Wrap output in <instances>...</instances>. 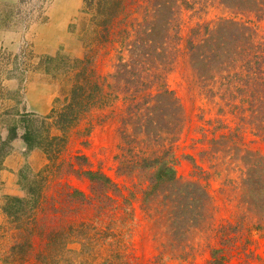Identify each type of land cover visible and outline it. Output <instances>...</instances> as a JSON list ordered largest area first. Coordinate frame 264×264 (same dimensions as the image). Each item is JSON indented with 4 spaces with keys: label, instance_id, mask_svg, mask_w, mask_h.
<instances>
[{
    "label": "rangeland",
    "instance_id": "374dc122",
    "mask_svg": "<svg viewBox=\"0 0 264 264\" xmlns=\"http://www.w3.org/2000/svg\"><path fill=\"white\" fill-rule=\"evenodd\" d=\"M229 1L239 0H0V264H38L12 253L16 224L7 213V198H25L29 181L24 175L33 180L42 171L48 174L47 166H54L48 197H55L62 209L70 207L67 196L76 189L94 197L93 184L83 175L87 170L105 173L120 196L137 193L132 196L135 220L122 228L137 264L157 258V264H211L219 258L225 259L223 264H264V198L253 193L256 169L249 164L264 159V129L257 126L260 114L246 111L255 97L239 90L246 86L245 76H237L234 84L223 80L225 70L240 75L247 52L256 46L264 50V0H240L238 8ZM103 21L123 23L105 40ZM157 30L162 31L158 40ZM148 37L157 40L151 50L156 57L144 56L149 47L141 41ZM210 41L218 43L217 55L211 53ZM200 50L209 57H201ZM49 60L51 73L61 62L89 61L88 68L111 82L120 79L122 87L131 68L155 71L160 65L168 70L166 83L178 114L166 115L158 106L148 119L150 126L167 124L172 130L177 183L143 206L140 177L119 165L125 145L121 127L127 118L122 100L94 109L67 130L59 165H52L41 150L29 151L23 129L8 139L9 128L23 116L49 115L56 98L71 87L72 82L47 73ZM115 75L119 77L113 80ZM2 142L7 143L1 147ZM131 146L141 145L135 141ZM187 184L196 190L195 227L175 239L164 197Z\"/></svg>",
    "mask_w": 264,
    "mask_h": 264
},
{
    "label": "trees",
    "instance_id": "16d2710c",
    "mask_svg": "<svg viewBox=\"0 0 264 264\" xmlns=\"http://www.w3.org/2000/svg\"><path fill=\"white\" fill-rule=\"evenodd\" d=\"M239 1H229V3L234 2L235 7L238 8ZM241 1L243 3L251 0ZM112 22L101 23L102 39L112 38L120 28L119 24L123 23L121 21L110 26ZM152 25L157 26L154 23ZM161 33L162 31L158 32V30L157 33L153 32L157 40ZM199 33V29L195 30V38ZM157 40L154 42V37L151 39L148 37L147 40L137 41V44L141 41L143 45L149 47L148 50L144 49V56L153 53L151 50L157 47ZM165 42L168 50L170 40ZM210 42L213 47L209 46L211 53L217 55L215 52L219 48L218 43ZM162 48L165 49L160 45L159 49L164 53ZM209 54L201 51V57L204 55L207 58ZM195 56L198 59V52ZM243 59L239 68L240 75H237L235 70L232 72L225 70L226 76L223 80L226 84H234L238 80L237 76L239 79L245 76L246 86L239 90L241 93L245 92V95L251 94L255 97L253 104H248L250 107H247L246 111L260 114L257 117V126L264 129V50L256 46L254 52H247ZM48 65L47 73L58 79L63 78V81L72 82L71 87L63 90V98H56L49 115L40 118L29 114L23 116L19 125L9 128L8 139H14L18 135V129H23V139L29 151L41 150L52 165H57V155L67 145V130L94 109L107 107L122 100L127 118L121 127L125 145L121 148L119 165L126 170V173L140 177L143 186H138V191L142 194L143 206L147 208L146 204L151 203L158 193L168 187L172 188V185L177 183L176 165L179 159L171 144L172 130L167 124L157 123L150 126L148 119L151 113L160 109L157 108L158 106L164 107L161 111L166 115L178 114L177 101L166 83L168 70L160 68L159 64L155 71L148 69L138 71L131 68L127 74L129 78L126 85L122 87L119 85L120 79H114L119 77L118 74L112 77L115 81L111 82L109 77L88 68L89 61L61 62L55 67L56 73L50 71V60ZM231 73L236 75L233 82L229 79ZM139 80L141 82L138 86ZM156 120L158 122V119ZM135 141L141 145L140 148L131 146ZM6 143L2 142L1 147ZM162 143L165 144L164 148ZM152 146H157L158 149H153ZM3 157L0 154V169ZM249 164L251 169H256L253 174L254 192H252L257 199L262 200L264 159H251ZM46 169L49 170L48 174L42 171L36 174L33 180L29 174L24 175L29 181L24 187L25 198H7L11 204L10 207L7 206V213L9 217L14 216L12 222L16 224L12 253L21 256L23 262L32 259L37 260L38 264H137L130 252L126 233L122 230L127 222L135 220L133 197L137 193L133 192L131 198L120 196L118 185L105 173L99 170H87L83 175L93 184L94 197H89L76 189L67 196L70 207L62 209L57 206L55 197H48L50 183L48 178L54 166H47ZM195 193V185L187 184L164 197V208L166 209V206L168 208L167 224L171 227L175 239L177 236L181 238L188 229L195 227ZM116 196H120L122 200L120 201ZM122 224L123 226L119 227ZM71 246L75 247L71 248ZM218 255V251L213 253L214 258ZM222 259H216L211 264H223L225 259ZM157 263L159 258L151 264Z\"/></svg>",
    "mask_w": 264,
    "mask_h": 264
}]
</instances>
